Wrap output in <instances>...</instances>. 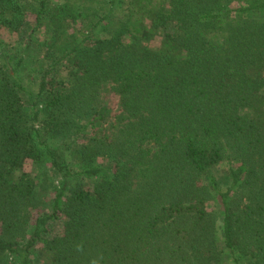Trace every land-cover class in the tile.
<instances>
[{
    "label": "trees",
    "instance_id": "1",
    "mask_svg": "<svg viewBox=\"0 0 264 264\" xmlns=\"http://www.w3.org/2000/svg\"><path fill=\"white\" fill-rule=\"evenodd\" d=\"M110 3L40 67L34 93L23 54L0 48V264H32L40 242L48 264H264V0ZM47 14L38 0L27 29L20 1L0 0V30L27 50ZM102 21L111 30L96 36ZM224 160L221 188L207 173ZM38 166L63 181L31 214L45 205ZM74 176L93 183L67 187Z\"/></svg>",
    "mask_w": 264,
    "mask_h": 264
},
{
    "label": "rangeland",
    "instance_id": "2",
    "mask_svg": "<svg viewBox=\"0 0 264 264\" xmlns=\"http://www.w3.org/2000/svg\"><path fill=\"white\" fill-rule=\"evenodd\" d=\"M24 11L25 19L27 24V29L34 23V10L37 5L38 0H19ZM48 1V10L49 14L42 19L41 24L33 34V44L29 49L24 50L22 48V42L17 34L11 31H6L4 29L0 30V48L6 52L9 56H18L23 54L22 63L20 66V75L25 82L26 86L34 93L38 83V72L42 65H47L51 60L49 57H58L62 52L67 49H70L74 44L80 42L81 38L87 34L88 26L94 20L96 16L103 14L104 10H108L111 6V0H47ZM122 3V2H121ZM238 4L233 3V5ZM116 7H120L121 11L115 9V6L112 7L111 12L114 16L120 18L126 12V6L120 4ZM124 10V12H123ZM115 20V19H114ZM110 23V24H109ZM111 24L113 22L102 21L101 25L96 27L93 30V34L98 36L100 34H105V32L111 30ZM96 32V33H94ZM126 40L127 37H123ZM146 42H157V38L146 39ZM12 60V59H11ZM15 60V59H13ZM12 60V61H13ZM118 96L113 92L110 87L107 85L106 89L101 92L100 100L105 105H107L111 111L109 113V118L111 115L118 112ZM41 117V113H39ZM108 127V123H102L97 126L93 132L89 128L85 131L90 136H101L106 133L103 131L104 128ZM107 133H109L107 131ZM69 138L67 140H71ZM76 141L77 145H80L82 142L86 141L81 139V135ZM52 146L54 147H64L65 142L62 139L52 138L49 140ZM66 157L71 161L72 168L74 170L81 168V160L77 159V155L73 152V149L69 151L65 150ZM105 158H98L97 163H106ZM233 163H236L233 161ZM228 164L227 160L220 162L218 165L214 166L209 170L207 175L213 176L219 183L221 188H224L227 184L228 177L226 175ZM47 167V166H46ZM46 167L38 166L34 170L38 178V190L41 193L40 196L44 200L45 205L41 208H36L31 210V214L41 213L44 210H49V201L53 196L55 189L58 188L63 179L60 175L56 173H51L46 170V174H43ZM78 182L83 184L85 187L92 185L93 181L89 178H83L79 176L77 179L75 176L70 178L66 184L67 187L74 186ZM207 208L212 209L217 216H219L220 209L217 205L216 199H210L207 202ZM54 232L56 228L58 229V222L53 224ZM42 243H38L37 247L31 255L32 264H48L46 255L42 250Z\"/></svg>",
    "mask_w": 264,
    "mask_h": 264
}]
</instances>
